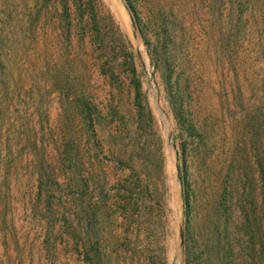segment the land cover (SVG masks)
I'll list each match as a JSON object with an SVG mask.
<instances>
[{
	"label": "rangeland",
	"instance_id": "obj_1",
	"mask_svg": "<svg viewBox=\"0 0 264 264\" xmlns=\"http://www.w3.org/2000/svg\"><path fill=\"white\" fill-rule=\"evenodd\" d=\"M133 2L137 40L124 0L1 1L0 264H85L83 245L97 243L105 264H185L181 229L190 247L195 235L196 264H264V149L258 160L249 126L257 99L248 84L233 94L210 46L233 1ZM250 3L264 18V0ZM168 62L186 91L194 138L183 136L166 100ZM82 99L97 108L96 136L79 114ZM42 155L59 181L52 217L38 196Z\"/></svg>",
	"mask_w": 264,
	"mask_h": 264
},
{
	"label": "trees",
	"instance_id": "obj_2",
	"mask_svg": "<svg viewBox=\"0 0 264 264\" xmlns=\"http://www.w3.org/2000/svg\"><path fill=\"white\" fill-rule=\"evenodd\" d=\"M2 0H0L1 3ZM126 6L130 10L131 14L135 18L136 22L139 24L140 19L138 16L137 7L134 4L133 0H124ZM233 3L230 4L229 15L227 18H224L221 23L222 31L219 35H213L210 41V46L213 49V52L217 59H219L222 63V70L224 72V76L228 79V84L230 85L231 91L236 93L238 86L240 94L244 95L243 87L248 84L251 90L254 92V95L257 99V105L254 110V115L252 117V122H249V126L253 130V137L250 139V142L257 150V158L260 160L261 153L258 151L259 145H262L264 149V18H258V15H254L253 12L254 6L251 5L250 0H242L238 6L241 8L238 9L235 4V0H231ZM65 3V2H64ZM236 7V8H235ZM65 12H68V6L63 5ZM252 15H254L252 17ZM229 16H235L233 20L230 19V23L228 21ZM264 16V12L263 15ZM5 21L0 19V24H4ZM260 23V24H259ZM260 26V27H259ZM262 26V27H261ZM255 27L257 30H260L259 35L256 36L254 32ZM168 29L165 31V35H162V41H168V49L170 51L171 42L170 36H168ZM0 35V84L6 85L3 76L5 75V59H4V47L5 42L1 38ZM159 43H163L159 38ZM163 54L166 57L165 48L162 47ZM168 54V53H167ZM250 59L251 63L255 66L250 68L246 65V61ZM245 66V67H244ZM245 68L242 73L250 72V76L246 79L245 76L242 78L239 77L238 70L241 72L242 68ZM165 71V69H164ZM233 71L236 72V77L233 74ZM164 74V72H163ZM240 80V81H239ZM242 84H241V83ZM250 84H249V83ZM163 84L165 88L166 100L173 112L175 121L180 128L183 136L187 135L191 138L198 136V131L194 122V118L192 116V111L190 107V103L188 97L186 95L185 89L180 84L179 80L174 77V71L171 68L170 63L166 67V73L163 75ZM243 86V87H242ZM246 88V87H245ZM244 97V96H243ZM242 97V99H243ZM236 98V96H235ZM79 100L78 105L80 106L79 114L83 121L88 124L90 132H92L96 136L95 129V118L98 114L96 106L89 100L82 99ZM38 141H35V146L37 147ZM181 154L180 157H183V160H186V153L188 151L186 146V141L181 142ZM81 152V151H80ZM82 153V152H81ZM69 152L63 154L64 161L71 160L69 157ZM2 156V155H0ZM35 158V157H34ZM36 159V158H35ZM36 163V167L38 170V196L39 198L45 199L47 201L46 213L49 217L53 216L54 211V198L55 192L59 189V181L55 173V169H51L50 165L47 168L46 163L43 161L45 158L43 155L38 158ZM2 160H6V157H2ZM64 166V165H63ZM49 169V170H48ZM7 172H4V179L6 178ZM260 174H261V187H262V214L264 218V154L262 160L260 161ZM8 175V174H7ZM82 176V175H81ZM84 179V178H83ZM184 195L183 199L185 202L186 208V216H189L190 208H192V195L188 192V184L186 179L182 178ZM246 182L242 181L239 183V188L246 189ZM7 194V193H6ZM4 194L0 193V200H2V196ZM197 202V201H196ZM224 202V201H223ZM197 204V203H196ZM194 206V204H193ZM189 209V211H188ZM194 212L193 216L196 221V226L199 224L198 211L197 214L195 212V208L192 210ZM248 214V213H246ZM254 219H256L254 214ZM254 219L250 220L248 215H244V220L247 224H252ZM258 234L261 237H264V229L263 227L259 228ZM196 242L195 235H193L192 245L190 247L186 236L184 237V254H185V264H196L198 257L195 255V250L193 249V245ZM263 244V243H261ZM88 247L86 244L83 245V260L85 264H105L102 259L101 245L99 243L93 245L92 249ZM229 244L222 247L220 250L221 257L224 258V251H230ZM232 249V248H231ZM261 254L264 255L263 246L261 248ZM226 258V256H225Z\"/></svg>",
	"mask_w": 264,
	"mask_h": 264
},
{
	"label": "water",
	"instance_id": "obj_3",
	"mask_svg": "<svg viewBox=\"0 0 264 264\" xmlns=\"http://www.w3.org/2000/svg\"><path fill=\"white\" fill-rule=\"evenodd\" d=\"M127 11L129 12V16L131 18V23H132V29H133V35L134 38L137 40L138 39V26H137V22L135 20V18L133 17V15L131 14L130 10L128 9V7L126 6ZM172 138L171 135H169V143H170V139ZM177 181L179 183H181L182 181V177H181V170L180 167H177ZM180 238H181V244L183 245V240H184V232L183 229H181V233H180Z\"/></svg>",
	"mask_w": 264,
	"mask_h": 264
}]
</instances>
